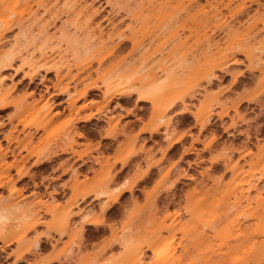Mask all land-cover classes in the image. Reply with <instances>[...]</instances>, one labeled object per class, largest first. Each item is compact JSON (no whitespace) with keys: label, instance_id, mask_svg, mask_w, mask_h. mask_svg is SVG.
<instances>
[{"label":"rangeland","instance_id":"1","mask_svg":"<svg viewBox=\"0 0 264 264\" xmlns=\"http://www.w3.org/2000/svg\"><path fill=\"white\" fill-rule=\"evenodd\" d=\"M111 1L115 8L107 0H87L89 10L98 9L95 18L102 24V37L95 29L94 35L75 29L70 21L65 36H54L68 14L67 8L58 5L60 13L47 27L52 39L46 50L54 66L48 63L50 68L45 71L40 66L44 60L39 52H32L33 63L29 60L31 47L19 40L21 28L29 22L33 11L32 3L0 0V52L14 58L10 67L0 68V95H5L10 103L0 111V176L8 172L7 184L0 189V206L8 212L6 234L10 238V242L0 240V264H135L132 252L143 237L152 242V247L144 251L139 264H172L173 258L167 259L166 252L175 241L173 244L169 231H162L159 238V229L178 206L176 198L181 199L183 208L187 196L204 199L206 192L210 195L207 218L214 222L212 247L206 253H193L182 264H221L216 260L225 252L227 260L222 264H253L245 262L244 256L246 250L255 246L253 241L264 240V213L257 218L245 209L244 215L238 216L233 193L239 182L253 173L259 154L255 146L264 142V91L258 87L257 77H251L248 60L239 53L233 55L237 62L228 64L229 72L237 74L238 83L233 84L232 74L216 67V77L209 82L202 76L204 70L222 59L228 44L248 37L253 46L264 45V0H259L261 6L250 3L249 13L242 19L235 15L239 23L222 9L219 21H226L225 25L235 22L234 32L227 34L226 26L221 24L223 28L212 32L218 46L210 48L205 47V39L197 37L196 6L191 11L184 9L188 0H172L153 15L150 26L154 33L141 31L137 39L142 40L149 63L147 74L161 91L155 104L138 101L139 93L134 85L130 86L136 77L132 69L116 71L118 62H128L138 55L132 50L133 44L126 42L114 54H106L107 46L102 43L114 44L107 38L106 17L117 21L123 16L121 27L125 33L129 32L125 26L131 20L124 17V11L116 12L122 6L118 0ZM149 4V0H144L140 6ZM28 5L32 6L31 11ZM257 8L261 14L255 13ZM175 14L182 17L177 26L186 20L191 29H179V35H173L172 29L167 28L154 38L162 22ZM76 44L91 46L85 57L98 51L92 58L91 69L81 73L72 64ZM100 57L104 60L99 67ZM67 63H71L69 71ZM258 73L254 71L256 76ZM25 74L32 75L33 80ZM86 85L93 86L86 98L71 106V98ZM64 88L69 95L59 93ZM246 95L263 101V106L259 102H244L238 112L229 110L226 114V107ZM170 103L173 107L167 108ZM202 107L210 114L206 129H201L197 115ZM88 114L94 117L76 122L78 117ZM70 128L73 133L80 130L82 137L67 139ZM177 138L180 140L166 149ZM64 140L75 144L61 152L57 146ZM43 155H48L49 160L44 165L36 164ZM125 180V185L133 184V190L123 193L104 212L102 200L93 195L102 189L111 190ZM73 183L86 196L69 206L77 200L73 190L54 192L55 188ZM258 187L262 188L263 182ZM115 193L110 192L109 198ZM15 203L21 204L19 209H12ZM24 210L29 216L18 220L16 217ZM86 212H91L89 219L100 224L83 223L81 234L78 229ZM186 218L183 214L182 221ZM228 218L235 223L228 224ZM35 219L40 224L32 228ZM65 227L68 232L60 235ZM128 227L131 240L127 245L120 244L118 239ZM21 230L26 233L19 240ZM35 240L40 242L37 250L33 249ZM27 247L31 252H27ZM153 250L160 253L153 255ZM210 255L214 256L213 262L207 260ZM20 256L26 258L19 260Z\"/></svg>","mask_w":264,"mask_h":264},{"label":"bare ground","instance_id":"2","mask_svg":"<svg viewBox=\"0 0 264 264\" xmlns=\"http://www.w3.org/2000/svg\"><path fill=\"white\" fill-rule=\"evenodd\" d=\"M142 1L144 0H118L119 3H121L122 6H119L116 9V12L119 10H122L125 12V18L128 16L131 20L127 23L125 26V29H128V33H125V30L122 29L121 25L124 23V20L122 18L117 21L106 17L107 25L109 26V30L107 33V38H109L110 43H114L108 46L106 43H102L103 46H107L106 54H114L116 51H118L120 48H122L123 45H125L126 42H130L133 44V51H136L138 55H134L132 59H130L128 62L123 63L122 61L118 62L116 64L117 69L116 71L120 72L123 70H126L128 68L132 69V71L136 74V77L130 84V86H135L136 91L139 93L138 95V101L140 102H149L151 104H155L159 94L161 93L160 90H157L158 87L154 86V80L149 73L150 71L147 69L149 63L147 60V57L143 51L142 47V40H138L137 36H139L141 31H145L147 34L154 33L153 28L151 29V17L153 15H156L160 12V10L168 3H170L172 0H149L148 6H140L142 4ZM83 2V3H82ZM80 2L79 0H30V3L33 5V11L31 12V15L29 17V22L24 23L21 28V34L19 40H22L26 46L31 47L30 51V61H34L32 58V52L38 51L39 56L44 60L42 63H40V66L46 70H49L50 66H48V63L51 64V54L48 53L46 50L49 47L50 41L52 39V36L49 35L47 31V27L54 21L55 18L58 17L60 11L58 8V5L62 4L65 8H67V18L62 24L56 29L55 34H58L57 36H65L66 31L65 27L66 24L70 21L71 24H73L75 29H79L81 31H85L86 34H93L95 33V30L99 32V36L102 37L103 29L101 22H97L95 15L98 13V9H88L87 0H82ZM238 2L235 6H232L234 3ZM248 2V4H247ZM258 6H261L262 3L259 2V0H204L203 3H201L200 0H188L187 6H184V9L187 11H191L190 8L196 9L194 13L198 17L195 16L193 13V16H195V23H196V31H197V37L203 38L206 41V48H210L212 45L218 46L217 41L213 42L212 38V32L217 30L219 27L221 28V24H224L226 28V33L228 34L229 31H233V24L232 25H225L222 19H219L222 16V9H226L229 13L228 17L234 18L239 23V18L242 19V16L248 14V9L250 6H248L250 3H254ZM132 3V4H131ZM107 4H110L112 8L114 7V3L111 0H107ZM35 5V6H34ZM251 5V4H250ZM232 6V7H231ZM32 7V6H31ZM30 7V8H31ZM29 8V5H28ZM29 8V9H30ZM190 9V10H188ZM260 8H257L255 13H260ZM31 11V9H30ZM118 13V12H117ZM187 13V12H186ZM224 13V12H223ZM225 14V13H224ZM188 16L189 12L187 13ZM235 15H239V18H236ZM264 15V14H262ZM192 16V17H193ZM220 16V17H219ZM170 17V16H169ZM167 17L164 22H162V28L160 29L159 34H154V38L160 37L161 33L167 29L171 28L172 32L171 34L179 35V29H191V25L188 24L185 21H183L179 26L176 24L182 20V17L179 14H175L174 16H171V18ZM169 18V20H168ZM222 18V17H221ZM226 18V15H223V19ZM3 20V19H2ZM217 20V22H215ZM222 20V21H221ZM226 20V19H225ZM2 22V21H0ZM126 23V22H125ZM227 23V22H226ZM231 23V22H230ZM1 25V24H0ZM188 26V27H187ZM223 26V27H224ZM6 27V25H5ZM9 27V26H8ZM187 27V28H186ZM222 27V28H223ZM229 27V28H227ZM7 28V27H6ZM5 28V29H6ZM3 28V30H5ZM95 29V30H94ZM220 30V29H218ZM222 30V31H224ZM230 32V33H231ZM214 33V32H213ZM198 37V38H199ZM200 38V39H201ZM116 40V43L113 42V40ZM61 39H59L60 41ZM74 42L75 39H72ZM202 40V39H201ZM83 44V42H82ZM205 47L202 48V50L205 49ZM75 58L74 62L72 63L81 73L85 69H91L92 67V58L95 57L96 52H94L91 56L85 57L88 54V51L91 50V46H79L76 44L74 46ZM234 53H239L245 56V58L249 62L248 71L250 72V75L252 78L257 77V84L262 91H264V59L262 57V54H264V45L260 46H253L252 45V39L248 37L242 40H237L236 43H230L227 45L225 51L223 52L222 59L216 63L215 65H212L208 69L204 70V75L202 78H207L208 82L211 80V77H216L213 72V68L216 67V69L226 72L227 74H232V80L233 84L239 82V78H237V74L229 72L230 69L228 67V64H233L237 62V59L233 56ZM13 57L9 53H1L0 52V68L6 66L10 67L13 62ZM104 60V57H100L97 59L99 63V67L102 65V62ZM28 61V62H30ZM35 63V61L33 62ZM38 65V64H37ZM51 65L54 66L52 63ZM71 63H67L66 68L68 71L70 70ZM254 71H258L259 75L256 76L254 74ZM28 76L29 80H33L32 75H24ZM244 76V75H243ZM162 80V79H161ZM76 84L79 83V81L75 82ZM2 86L1 80H0V87ZM90 87H93L91 85H86L84 89L73 96L71 98L70 104L71 106H74L77 100L86 98L88 94V89ZM60 94L69 95V91L67 88L59 90ZM262 100V99H261ZM244 102H259V106H263V101H259L254 97L251 96H241L235 101L232 102V104L229 107H226V114H228L229 110L238 112L240 105ZM10 105L9 102H6L5 95H0V111H4L7 109V107ZM173 107V103L168 104L167 108ZM185 111L188 109L184 106ZM51 114V113H49ZM197 115L199 116L198 120L200 121L201 129H206L207 122L210 119V114H208V111H205L204 108H200ZM90 117H94L92 114H88L85 116H80L76 119V122L80 121H87ZM221 117V116H220ZM161 120L163 118H160ZM235 128V124H232ZM71 129V128H70ZM78 130V129H77ZM237 130V129H236ZM249 130H246L247 138L249 137ZM82 137V132L80 130L75 131L73 133V129H71L68 133H66L67 139H73L74 137ZM178 139V140H177ZM172 139V141L169 142L166 149L172 147L175 143H177L180 139ZM73 144H75V141L72 143L62 142L61 146L60 144L57 146L59 147V151L65 152L68 147H71ZM258 150L257 153H259L256 156V161L254 162L255 168L252 171L248 177L241 180L237 186L236 191H234L235 195V201L233 203V207L238 210V216H242L245 213V209H250V211L257 217L261 218L264 213V153L261 152L264 150V142H257L255 146ZM165 149V150H166ZM57 150V149H56ZM55 151V150H54ZM249 153V152H248ZM1 154V152H0ZM5 154V153H4ZM48 155H43L40 159L36 160V164L44 165V162H47L49 160V157H46ZM45 157V158H43ZM147 174L142 175L139 178L140 180H143L146 177ZM6 176L8 177V172L0 176V189L6 186L7 180ZM9 180V179H8ZM127 180L122 182L121 184L113 187L111 190L109 189H102L99 190L95 195H93L94 199L102 200L103 204V211L107 212L109 208L115 204L118 199L123 195V193L132 191L133 190V184L125 185ZM259 182H263V187H258ZM77 183L73 184H64L60 186L59 188H55V194L61 193L64 191V189H71L74 192L73 198L77 199L75 201H71L69 206H72L75 204L76 201L85 198L86 194L82 193L80 194L77 191ZM116 192L115 195L111 198H109L110 192ZM205 198H190L186 197L185 202L186 205L183 206V208L180 206V198H176L174 202L178 205L175 209H173L172 212H170L166 219H168V222L166 221L163 223V226L159 229V238L162 237L161 233L162 231H169L170 237L173 240V244L175 241V244L172 246V248L166 252L168 255V258H173L172 264H182L183 260L192 255L193 253L195 255L209 252L212 247V240L214 238L212 232L214 231V222H212L211 219L207 218V206L209 205V192L205 193ZM54 198V196H53ZM1 199V198H0ZM21 206L20 203H15L11 207L12 209L16 210L19 209ZM11 212V210H9ZM9 212V213H10ZM91 212H86L82 215V224L80 229H78V232L82 234L83 232V223L84 225H98L100 224V221H93L89 219ZM186 216V221H182V215ZM29 213L24 210L21 214H19L16 218L18 220L24 219L25 217H28ZM205 216V217H204ZM204 217V218H203ZM229 219V218H228ZM8 220V212L0 206V240H3V242H10V238L7 239L6 234V223ZM231 220V221H230ZM235 223L233 218H230L228 221V224ZM38 224H40L39 219H35L31 226L32 228L36 227ZM15 227L17 224L14 225ZM246 228H250V225L245 223ZM118 239V242L123 245H127L131 240V233L130 228H125ZM68 232V228L65 227L64 229L60 230L59 234L64 235ZM25 230H21L19 232V240H22L25 238ZM143 240V241H142ZM141 243L137 245V247L133 250L132 254L135 257V264H139V261L141 260V256L144 254V251L146 249H149L152 247V242L149 241L146 237H143L141 239ZM254 247L246 250V254L244 256V261L248 263L253 264H262L264 262V240L262 241H253ZM40 247V242L38 240H35L33 243V249L37 250ZM79 248V245L77 246ZM27 252H31L30 248L27 247ZM72 248L70 247L69 250ZM153 255H158L160 252H156V250H153ZM226 252L222 253V256L219 257L216 261H220L221 264L224 263L227 260ZM165 256V257H166ZM25 256H20L19 260L25 259ZM214 256L210 255L207 260L209 262H213ZM51 263V262H50Z\"/></svg>","mask_w":264,"mask_h":264}]
</instances>
